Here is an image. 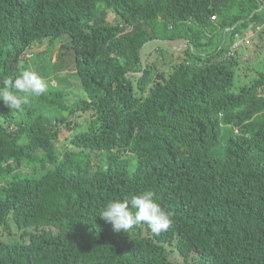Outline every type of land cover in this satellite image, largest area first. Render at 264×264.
I'll list each match as a JSON object with an SVG mask.
<instances>
[{
  "label": "trees",
  "instance_id": "trees-1",
  "mask_svg": "<svg viewBox=\"0 0 264 264\" xmlns=\"http://www.w3.org/2000/svg\"><path fill=\"white\" fill-rule=\"evenodd\" d=\"M263 18L257 0H0V86L47 41L40 74L73 68L81 91L48 82L23 112L0 99V264H176L168 247L181 264H264V72L236 89L224 41ZM154 40H185L186 56L143 65ZM146 190L167 231L100 217Z\"/></svg>",
  "mask_w": 264,
  "mask_h": 264
},
{
  "label": "rangeland",
  "instance_id": "rangeland-1",
  "mask_svg": "<svg viewBox=\"0 0 264 264\" xmlns=\"http://www.w3.org/2000/svg\"><path fill=\"white\" fill-rule=\"evenodd\" d=\"M115 15L114 12H111V15ZM68 38L64 36L61 42H67ZM227 42L228 38L226 39ZM60 43L55 44L50 49H48L47 41L42 44L33 45L28 52L26 53L27 58L23 60L24 69L35 70L46 82V84H51L53 86L59 88H65L75 94L80 95L81 91L77 87V77L75 76L74 69L71 68L69 70L64 71L61 74H56L52 70L50 66L47 67L46 73L47 77H44L40 74L38 67L35 65L38 60L36 59L37 54L40 55V59L43 60V64H47L50 60L51 63L56 60V53L59 49ZM186 41L185 40H177V41H161L154 40L146 43L142 49V64L145 65L147 63L154 64L157 69H170L173 64L180 63L182 59L186 56ZM247 48V47H246ZM254 52L253 56H249L246 54L245 50H240L238 54V58L240 59L241 66L237 68L235 73V88L238 89L244 85H250L255 78H258V71L262 70L264 72V55L261 53V48L258 46H253L252 48H247ZM213 49H206L204 51H200V53H209L212 52ZM47 51V54L43 52ZM255 53H257L255 55ZM51 54L52 58L48 57ZM41 61V60H40ZM42 62V61H41ZM40 63V62H39ZM137 76V74H134ZM47 78V79H46ZM84 95V94H83ZM89 114H80L74 117L72 121V126L77 129L79 127H84L85 122L89 118ZM0 120L2 121V117L0 114ZM73 128L72 131H68L63 128L60 132L59 140L56 142L59 151L62 152L64 147H69V139L70 135L74 134L76 131ZM93 163L98 162V157L93 155ZM25 172H29L27 169ZM14 229V228H13ZM2 228H0V232ZM7 237V236H5ZM169 249V257L170 259L176 263H182V257L173 249V247H168Z\"/></svg>",
  "mask_w": 264,
  "mask_h": 264
},
{
  "label": "clouds",
  "instance_id": "clouds-1",
  "mask_svg": "<svg viewBox=\"0 0 264 264\" xmlns=\"http://www.w3.org/2000/svg\"><path fill=\"white\" fill-rule=\"evenodd\" d=\"M17 67L21 70L14 80L11 77L3 80L0 99L12 111L23 112L29 98L40 97L47 91V85L35 70L24 69L20 64ZM154 196L153 191L146 190L132 196L130 200L125 198L109 201L101 211L100 217L110 223L115 232L128 233L135 226L145 223L153 234L160 235L171 227L173 221Z\"/></svg>",
  "mask_w": 264,
  "mask_h": 264
},
{
  "label": "built area",
  "instance_id": "built-area-1",
  "mask_svg": "<svg viewBox=\"0 0 264 264\" xmlns=\"http://www.w3.org/2000/svg\"><path fill=\"white\" fill-rule=\"evenodd\" d=\"M260 4V9L264 11V0H257ZM239 29L235 30L231 38L226 42L228 43V49L225 54L226 57L236 56L240 53V50L247 48H252L258 46L261 48V53L264 54V18L258 20L257 22H250L248 25H242L239 22ZM232 28H227L225 32Z\"/></svg>",
  "mask_w": 264,
  "mask_h": 264
},
{
  "label": "crops",
  "instance_id": "crops-1",
  "mask_svg": "<svg viewBox=\"0 0 264 264\" xmlns=\"http://www.w3.org/2000/svg\"><path fill=\"white\" fill-rule=\"evenodd\" d=\"M242 50H245L246 54L249 55V56H253V55H254V52L251 51V50H249V49H247V48L242 49ZM256 54H257V53H255V55H256ZM262 54H263V53H262ZM263 55H264V54H263Z\"/></svg>",
  "mask_w": 264,
  "mask_h": 264
}]
</instances>
